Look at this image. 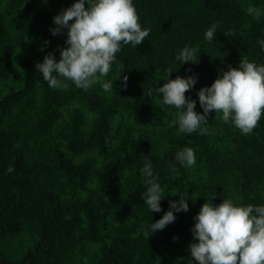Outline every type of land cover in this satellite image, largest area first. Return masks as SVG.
I'll list each match as a JSON object with an SVG mask.
<instances>
[{"label":"trees","instance_id":"obj_1","mask_svg":"<svg viewBox=\"0 0 264 264\" xmlns=\"http://www.w3.org/2000/svg\"><path fill=\"white\" fill-rule=\"evenodd\" d=\"M74 2L0 0V264H189L191 229L205 202L264 205V116L244 135L213 111L206 133L181 134L172 126L177 109L156 88L169 68H178L170 79L198 76L185 95L203 113L198 90L220 70L241 57L264 63V16L257 21L246 10L264 11V0H134L150 35L137 48L122 44L102 78L117 79L112 92L71 81L53 89L35 67L51 52L60 59L67 30L53 36L51 29ZM213 24L217 35L208 42ZM185 45L199 63L179 66ZM186 147L195 152L193 167L175 159ZM146 161L166 189L161 212L144 200ZM177 192L190 194L189 210L146 234Z\"/></svg>","mask_w":264,"mask_h":264},{"label":"clouds","instance_id":"obj_2","mask_svg":"<svg viewBox=\"0 0 264 264\" xmlns=\"http://www.w3.org/2000/svg\"><path fill=\"white\" fill-rule=\"evenodd\" d=\"M246 10L257 21L264 16V11L256 6ZM54 24L53 36L67 30V47L60 49L59 60L55 52H51L35 65L42 79L53 89L71 81L84 90L101 83L105 92H112L117 79L102 78L108 77L122 44L137 48L150 35V29L140 22L134 0H75L54 17ZM217 27L213 24L206 30L208 42L216 37ZM258 43L264 49V40ZM176 61L179 66L187 62L199 63V55L195 48L185 45L176 55ZM176 69H167L164 83L156 88V93L164 105L177 109V119L172 126L178 125L179 133H206L208 116L215 111L222 113V122L232 123L242 134L249 135L264 116V63L241 57L237 66L229 65L226 71L220 70L210 86L198 90L203 113L196 111V100L185 95L195 88L198 76L170 79ZM127 79L124 76V87ZM175 159L184 167L197 163L190 147L178 151ZM172 170L178 171L175 166ZM8 171L11 173L14 169L9 167ZM141 173L148 186L143 192L145 203L151 213L163 211L161 200L167 196L166 189L159 182L158 174H154L150 161L145 162ZM178 193H182L180 199L170 202L162 218L144 226L146 234L164 230L175 222L176 213L189 210L190 194ZM194 219L189 264L194 261L198 264H264V205L237 203L230 198L213 204L209 199Z\"/></svg>","mask_w":264,"mask_h":264}]
</instances>
